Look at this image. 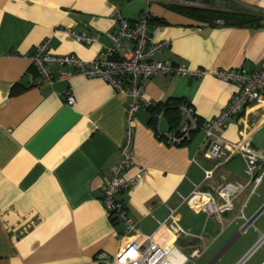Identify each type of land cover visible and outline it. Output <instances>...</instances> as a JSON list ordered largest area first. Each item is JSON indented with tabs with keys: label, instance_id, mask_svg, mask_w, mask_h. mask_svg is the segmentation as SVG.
Masks as SVG:
<instances>
[{
	"label": "crops",
	"instance_id": "crops-1",
	"mask_svg": "<svg viewBox=\"0 0 264 264\" xmlns=\"http://www.w3.org/2000/svg\"><path fill=\"white\" fill-rule=\"evenodd\" d=\"M214 4L220 8L210 9L259 15L263 25L211 27L174 9L190 6L166 0H0V264H107L122 241L138 246L151 235L158 244H172L187 257L202 237L206 250L185 264H217L234 249L226 264H238L257 243L264 234V178L251 193L245 160L237 155L204 181L202 169L212 170L214 164L203 155V134L194 133L183 145L168 147L156 138L152 113L146 108L134 116V165L123 178L133 177L137 167L145 174L118 196L135 225V232L125 236L124 226L109 219L101 198L104 180L120 160L130 98L99 78L73 75L58 80L67 68L57 64L51 67L55 82L37 85L38 74L30 62L34 48L44 40L54 55L105 61L102 49L112 44L118 29L116 12L133 22L148 11L154 18L149 22L152 41H170L154 60L204 74L143 80L144 97L162 108L186 102L205 121L217 116L236 92L234 85L213 76L215 71L251 73L264 64V0ZM80 32L98 42H76L71 33ZM125 45L120 43L118 56ZM68 87L73 106L63 95ZM245 123L253 129L252 147L264 148L254 145L255 136L264 130V113L247 110ZM169 127L163 113L160 128L174 130ZM240 128L233 117L222 137L239 142ZM225 182L244 188L222 214L223 229L199 206L182 202L193 185L215 193ZM169 209H175L177 224L190 236H173L168 225L158 229ZM18 231L25 233L18 236ZM257 264H264V259Z\"/></svg>",
	"mask_w": 264,
	"mask_h": 264
},
{
	"label": "built area",
	"instance_id": "built-area-1",
	"mask_svg": "<svg viewBox=\"0 0 264 264\" xmlns=\"http://www.w3.org/2000/svg\"><path fill=\"white\" fill-rule=\"evenodd\" d=\"M166 1L179 5L199 6L198 3L185 0ZM152 18L148 11H144L136 21L131 22L123 18L117 11L114 17L118 27L117 32L111 37L112 44L104 46L102 49V53L106 57L105 61H84L75 55H54L50 51L48 40L39 43L30 56V62L38 74L37 85H52L55 82L51 67L57 64L67 68L59 73L58 80H68L73 75L83 76L87 79L99 78L118 93L130 98L125 115L128 127L120 148V160L111 167V176L104 180L101 198V203L109 219L124 226L125 236H131L135 232V225L118 196L129 186L139 183L145 174L143 167H137L133 177L123 178L125 171L134 165L132 156L134 116L140 108L151 110L157 106L155 102L144 97L141 82L158 76L199 77L204 74L199 69L190 70L171 61L154 60L156 54L169 48L170 41H152L149 34V21ZM214 23L222 24L219 20ZM71 34L78 43L98 42L97 37L89 36L85 32ZM121 42H125L126 45L124 54L118 56L117 52ZM213 76L236 87L233 97L217 116L200 121L193 107L183 102L177 107L180 124L174 130H161L163 110L152 113L154 134L166 146L179 147L190 140L192 134L201 132L203 134V155L214 164L212 170L202 169L203 180H211L214 169L238 155L245 160L244 174L248 178V185L253 193L264 178V148L254 149L252 147L253 129L245 123V115L247 110H261L264 113V64L256 72L248 73L243 69L217 70ZM63 95L66 104L70 106L75 104L71 87L66 88ZM233 117H237V122L241 127L240 140L236 143L228 142L222 137L227 122ZM243 188L244 185L239 183L225 182L213 193L200 191L199 185H193L192 193L182 202L188 206H199L223 229L222 214L229 211L232 201ZM166 225L169 226L173 236H190L188 231L183 230L177 224L175 209H169L166 220L159 223L158 229ZM8 231L11 232L12 229L9 228ZM24 233V231H18L17 235L23 236ZM198 238L201 240L200 246L195 248L188 257L172 244H158L154 235L144 237L138 246H133L128 240H124L112 257V261L107 264H185L189 258L197 259L206 250L208 245L202 237ZM263 243L264 234H261L257 243L238 264H243Z\"/></svg>",
	"mask_w": 264,
	"mask_h": 264
},
{
	"label": "trees",
	"instance_id": "trees-1",
	"mask_svg": "<svg viewBox=\"0 0 264 264\" xmlns=\"http://www.w3.org/2000/svg\"><path fill=\"white\" fill-rule=\"evenodd\" d=\"M203 3V5H213L216 0H196ZM176 11L181 12L188 17L195 18L199 21L207 23L209 26H214V21H221L222 25L227 27H237V28H260L263 24V18L259 15L244 13V12H226L220 10H213L210 8H194V7H176ZM152 18L149 22L153 21ZM161 23V22H160ZM180 103V102H179ZM178 102L173 103V105L179 104ZM163 109L165 117L169 121L170 129H175L180 121V117L177 111V107H166L162 108L157 105L155 109H151L150 112L159 111ZM114 222V221H113Z\"/></svg>",
	"mask_w": 264,
	"mask_h": 264
},
{
	"label": "rangeland",
	"instance_id": "rangeland-1",
	"mask_svg": "<svg viewBox=\"0 0 264 264\" xmlns=\"http://www.w3.org/2000/svg\"><path fill=\"white\" fill-rule=\"evenodd\" d=\"M191 3H198L199 6H192L188 5L190 7H196V8H220V4H213L210 6L203 5L200 1L196 0H186ZM254 145L256 147H261L264 145V130L259 132L255 138H254ZM234 250H231L230 253H228L224 258H222L217 264H226L227 262L231 261V259L234 257L232 253H234ZM264 259V243L250 256V258L244 263V264H257L261 262ZM190 264V263H188Z\"/></svg>",
	"mask_w": 264,
	"mask_h": 264
},
{
	"label": "bare ground",
	"instance_id": "bare-ground-1",
	"mask_svg": "<svg viewBox=\"0 0 264 264\" xmlns=\"http://www.w3.org/2000/svg\"><path fill=\"white\" fill-rule=\"evenodd\" d=\"M170 237H172V236L170 235Z\"/></svg>",
	"mask_w": 264,
	"mask_h": 264
}]
</instances>
